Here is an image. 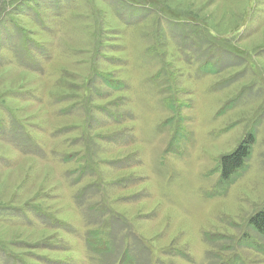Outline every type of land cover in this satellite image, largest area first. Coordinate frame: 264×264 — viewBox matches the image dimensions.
Returning a JSON list of instances; mask_svg holds the SVG:
<instances>
[{"label": "rangeland", "instance_id": "1", "mask_svg": "<svg viewBox=\"0 0 264 264\" xmlns=\"http://www.w3.org/2000/svg\"><path fill=\"white\" fill-rule=\"evenodd\" d=\"M263 206L264 0H0V264H264Z\"/></svg>", "mask_w": 264, "mask_h": 264}, {"label": "trees", "instance_id": "2", "mask_svg": "<svg viewBox=\"0 0 264 264\" xmlns=\"http://www.w3.org/2000/svg\"><path fill=\"white\" fill-rule=\"evenodd\" d=\"M139 3L142 4V2ZM205 66L212 67L207 62L205 63V65L203 66L201 65L200 67L206 68ZM253 141H254L253 136H250L246 142L240 144V146H238V148L234 150L231 154L229 155L227 154L221 157L220 166L218 168L219 181H218V186H216V189L219 188L222 192V188H220L219 186L226 188L229 184H231L234 181L235 177L238 176L242 166L244 165L245 160L251 154ZM250 218H251L249 220L250 226H252V228L259 235L264 237V206ZM98 241L101 240L100 239L97 240L95 237L92 239V244L95 246L97 245L96 243ZM98 245L100 244L98 243Z\"/></svg>", "mask_w": 264, "mask_h": 264}]
</instances>
